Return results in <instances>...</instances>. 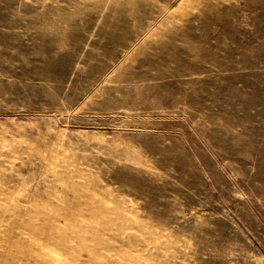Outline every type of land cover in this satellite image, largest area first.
<instances>
[{"label": "rangeland", "instance_id": "374dc122", "mask_svg": "<svg viewBox=\"0 0 264 264\" xmlns=\"http://www.w3.org/2000/svg\"><path fill=\"white\" fill-rule=\"evenodd\" d=\"M0 264H264V0H0Z\"/></svg>", "mask_w": 264, "mask_h": 264}]
</instances>
